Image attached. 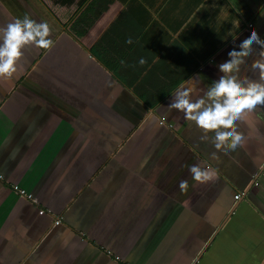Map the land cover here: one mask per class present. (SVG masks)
<instances>
[{
    "label": "crops",
    "instance_id": "1",
    "mask_svg": "<svg viewBox=\"0 0 264 264\" xmlns=\"http://www.w3.org/2000/svg\"><path fill=\"white\" fill-rule=\"evenodd\" d=\"M25 14L53 43L0 78V264H264V106L235 151L166 108L248 24L264 39V0H0V26ZM253 47L239 78L260 79Z\"/></svg>",
    "mask_w": 264,
    "mask_h": 264
},
{
    "label": "clouds",
    "instance_id": "2",
    "mask_svg": "<svg viewBox=\"0 0 264 264\" xmlns=\"http://www.w3.org/2000/svg\"><path fill=\"white\" fill-rule=\"evenodd\" d=\"M237 24L238 21L235 26ZM48 36V24L38 23L26 14L22 18L12 17L0 26V78H11L16 72L21 49L25 46L48 49L53 43ZM253 45L258 46L255 48L257 58L251 67L259 70L260 79L239 78L236 73L244 58L252 54ZM226 57L216 65L219 75L208 84L202 95H199L201 89L185 80L175 87L166 108L182 112L184 118L194 122L201 132L200 139H210L215 149L235 151L245 143L244 135L237 131L236 122L253 113L257 106H264V39L250 27L238 45L227 51ZM143 62L141 59L140 63ZM166 119V115L162 116L161 122ZM211 156L215 158L216 152ZM188 172L192 180L199 183L217 178V170L211 165L203 168L200 164L189 165ZM178 188L182 193L187 191L188 181L180 180ZM188 203L184 200L181 206L187 208Z\"/></svg>",
    "mask_w": 264,
    "mask_h": 264
},
{
    "label": "built area",
    "instance_id": "3",
    "mask_svg": "<svg viewBox=\"0 0 264 264\" xmlns=\"http://www.w3.org/2000/svg\"><path fill=\"white\" fill-rule=\"evenodd\" d=\"M247 27H251V24H248ZM160 124L164 125L166 124L165 121L161 122V119H160ZM1 179V177H0ZM11 189L16 193L18 194L19 196H22V197H26L27 199H30V196H27L25 191L22 190V189H19L17 186H11ZM240 199V196L239 195H235L234 196V200L235 201H238ZM59 223V218L55 221V224H58Z\"/></svg>",
    "mask_w": 264,
    "mask_h": 264
}]
</instances>
